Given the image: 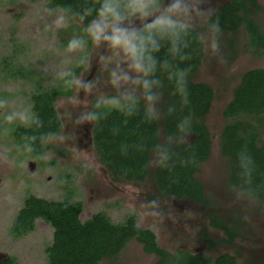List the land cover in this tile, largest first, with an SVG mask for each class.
Here are the masks:
<instances>
[{
    "label": "clouds",
    "instance_id": "9594fccd",
    "mask_svg": "<svg viewBox=\"0 0 264 264\" xmlns=\"http://www.w3.org/2000/svg\"><path fill=\"white\" fill-rule=\"evenodd\" d=\"M218 4L219 0H91L80 11L64 5L43 9L56 14L55 28L75 25L66 45L48 48L51 54L64 55L50 69L64 93V111L57 119L70 121L73 129L90 126L101 131L116 114L120 124L108 129L113 137L130 121L150 129L149 135L121 139L122 156L144 154L146 169L168 173L177 163L182 168L195 166L197 157L189 142L196 131L192 61L220 67L229 62ZM0 109L2 137L13 136L18 127H41L31 105L10 104L7 96H0ZM169 120L172 126L162 130L160 125ZM46 136L39 137L42 143ZM36 140V135L22 137L13 146L11 160L20 155L31 158ZM223 180L246 223L255 226L254 216L264 219V171L246 144L235 151ZM149 203L159 210L156 216L174 211L154 200Z\"/></svg>",
    "mask_w": 264,
    "mask_h": 264
},
{
    "label": "rangeland",
    "instance_id": "374dc122",
    "mask_svg": "<svg viewBox=\"0 0 264 264\" xmlns=\"http://www.w3.org/2000/svg\"><path fill=\"white\" fill-rule=\"evenodd\" d=\"M260 1L264 4V0ZM49 6V0H0V96H7L10 104L32 106L31 95L37 87L33 82L13 80L8 73L12 66H25L41 73L46 87L57 85L50 69L64 55L63 52L51 54L48 48L50 44L66 45L75 25L66 30L55 28L56 14L42 11ZM258 21L264 27V16ZM246 40L244 31L224 33L223 48L229 57L228 64L220 67L214 62L202 61L196 75V81L210 84L216 93L207 117L214 136L213 153L198 176L208 194L219 200V206L213 211L241 228L235 245L217 246L209 255L215 258L229 253L237 257L236 264H264V219L254 216L255 226L249 225L242 219V209L231 202L223 180L229 163L219 147L220 134L227 123L223 111L232 100L234 87L245 71L264 67V55L257 58L245 51ZM63 102L64 96H60L56 103L58 113L64 111ZM2 115L3 109H0V119ZM62 122V132L48 140L49 148L41 159L20 155L13 162V146L18 142L14 135L0 136V255L15 258L17 264H48L46 248L52 244L54 234L50 224L38 220L30 234L22 238L11 234L14 218L29 194L48 200L82 202V221L104 212L113 222L121 223L135 214L138 226L152 229L162 247L170 252L207 250V244L201 239L203 231L216 240L225 238L221 230L210 225L207 210L187 200L160 196L151 176L142 184L114 180L92 148V128L73 129L70 121ZM192 139L191 134L189 141ZM153 200L170 206L174 210L171 216L153 215L159 211L149 203ZM155 261V256L145 253L142 245L133 241L118 258L105 259L101 264H154Z\"/></svg>",
    "mask_w": 264,
    "mask_h": 264
},
{
    "label": "trees",
    "instance_id": "16d2710c",
    "mask_svg": "<svg viewBox=\"0 0 264 264\" xmlns=\"http://www.w3.org/2000/svg\"><path fill=\"white\" fill-rule=\"evenodd\" d=\"M255 0H232L219 13L223 30H237L240 26L251 31L249 51L259 55L264 51V32L249 18L250 4ZM91 0H49L50 6L64 5L74 11H80ZM196 64L192 77V110L196 115L195 138L190 141L194 147L197 164L192 167H180L177 163L172 173L157 171L144 167V154L130 153L127 157L120 154L121 139L135 138L139 135H149L150 129L137 127L136 121L121 125V135L113 137L108 129L115 123L120 124V117L113 114L101 131H92L93 143L101 163L116 178L130 182L143 183L149 176L153 179L161 195L174 196L178 199H189L206 207L214 203L213 197L206 191L196 174L200 166L206 162L212 152V135L207 125V117L216 98L212 86L196 81V75L202 65V60L192 61ZM8 73L13 80H24L37 84L31 95L34 111L41 120L40 129L18 127L15 131L17 142L22 137L36 135L33 142L35 152L32 158L41 159L49 148L46 140L57 135L62 129L61 120L55 102L58 96H63V90L58 85L44 86L41 73L25 66H12ZM227 120L221 133V154L230 161L236 150L246 144L254 154L260 169L264 171V68H257L244 73L239 85L233 91L232 100L223 111ZM173 121L163 122L160 127L166 130ZM47 134L41 142L39 137ZM181 155L184 153L181 150ZM82 202H72L69 199L48 200L34 194L26 196L22 208L14 218L11 234L22 238L35 230L38 220H43L54 229L53 242L46 248L48 264H101L105 259H116L131 241L142 243L144 251L154 253L159 258L155 264H211L212 258L203 254H191L178 251L173 254L161 248L157 236L152 229L137 226L136 216L131 214L121 223H115L104 212L94 214L90 219L82 221ZM212 225L219 226L225 232L229 242L239 234L237 227L225 223L214 213L210 214ZM209 240V238H206ZM5 264H17L11 257ZM213 264H233V258L224 254Z\"/></svg>",
    "mask_w": 264,
    "mask_h": 264
},
{
    "label": "flooded vegetation",
    "instance_id": "af4514ba",
    "mask_svg": "<svg viewBox=\"0 0 264 264\" xmlns=\"http://www.w3.org/2000/svg\"><path fill=\"white\" fill-rule=\"evenodd\" d=\"M232 3V0H219V4H218V9H219V13H220V11L223 9V8H225L227 5H230ZM248 15H249V18H251L252 20H254V23L264 32V27H262V25L259 23V19L261 18V17H263L264 16V4H262L261 3V1L260 0H255V2L254 3H251L250 4V12H248L247 13ZM239 31H244L246 34H247V40H246V42H245V51L247 52V53H249V54H251V55H254V56H256L257 58H259V57H261V56H263L264 55V51H261L260 50V52L261 53H259V55H256V54H254L252 51H249L248 49H249V43H251V31H250V29L248 28V27H245V26H240V28H238L237 30H224V33H227V32H229V33H235V32H239ZM262 68H264V67H262ZM253 69H257V68H252V69H249V70H247V71H245L244 73H246V72H248V71H250V70H253ZM243 73V74H244ZM242 74V75H243ZM241 75V76H242ZM240 81H241V78H240ZM206 83V82H205ZM240 83V82H239ZM208 84V83H207ZM210 85V84H209ZM239 85V84H238ZM237 85V86H238ZM211 86V85H210ZM236 86V87H237ZM236 87H234V89L236 88ZM214 89V88H213ZM215 91V90H214ZM234 91V90H233ZM216 94V93H215ZM232 96H233V92H232ZM60 96H58V98H59ZM58 98H57V100H58ZM57 100H56V102H55V107H56V103H57ZM212 108H213V106H212ZM56 110H57V107H56ZM212 110V109H211ZM58 112V111H57ZM211 112V111H210ZM59 114V113H58ZM210 114V113H209ZM209 116V115H208ZM61 123H62V129H63V122H62V120H61ZM207 125H208V127L210 128V126H209V124H208V122H207ZM62 129H61V131L57 134V135H59L61 132H62ZM223 130V129H222ZM92 131H93V129H92ZM210 131H211V128H210ZM221 133H222V131H221ZM57 135H53V136H51V137H54V136H57ZM211 135H212V151H213V145H214V136H213V133H212V131H211ZM50 137V138H51ZM50 138H48L47 140H46V143L48 142V140L50 139ZM90 141L92 142V148L94 149V151H95V153H96V150H95V148H94V143H93V135H92V133H91V138H90ZM219 141H221V134H220V139H219ZM88 142H89V140H88ZM90 143V142H89ZM48 145V144H47ZM220 148H221V146H219ZM48 150V149H47ZM46 150V151H47ZM45 151V152H46ZM220 152H221V149H220ZM212 153L213 152H211V155H212ZM96 155H97V153H96ZM211 155H210V158H211ZM97 157H98V155H97ZM99 158V157H98ZM209 158V159H210ZM209 159L206 161V162H208L209 161ZM100 160V159H99ZM101 162V161H100ZM206 162H204L201 166H200V169H199V171L197 172V174H196V176H197V178L199 179V181L202 183V185H203V187H204V190L206 191V187H205V185L203 184V182L201 181V179L199 178V173H200V170H201V168H202V166L206 163ZM103 165V164H102ZM104 166V165H103ZM105 167V166H104ZM106 168V167H105ZM106 170H107V168H106ZM108 171V170H107ZM109 172V171H108ZM110 173V172H109ZM111 174V173H110ZM112 175V174H111ZM112 177H113V179L114 180H119V179H123V178H118V179H116L113 175H112ZM124 180H126V179H124ZM127 181V180H126ZM128 182H130V181H128ZM132 183H135V184H142V183H136V182H132ZM157 191H158V189H157ZM206 195H208V196H210L209 194H208V192L206 191ZM158 194L160 195V196H162V197H169V198H172V199H177V200H187V201H190V202H192V203H194L193 201H191V200H189V199H178V198H176V197H174V196H168V195H161L160 193H159V191H158ZM211 197V196H210ZM214 199V203L211 205V206H209V207H206V206H204V205H202V204H196V203H194V204H196V205H199V206H202L205 210H207L208 211V219H209V223H210V225L213 227V228H215V229H218V230H221L222 232H223V234H224V239L223 240H216V239H214L207 231H203V234L201 235V239L207 244V250H205V251H202V252H196V253H192V252H188V251H185V250H177V251H175V252H170V253H173V254H175V253H177L178 251H183V252H187V253H191V254H203L204 256H207V257H210V258H212V263L211 264H213L214 263V261L216 260V258H218V257H220V256H222V255H224V254H222V255H218L217 257H212L211 255H209V251L210 250H213L215 247H217V246H220V245H223V246H233V245H235L236 244V241H237V239L238 238H240V236H241V228L239 227V225H237V224H235V223H233V222H230L229 220H227L226 218H224V217H222V216H220L217 212H215V211H213V210H215V208H217L218 206H219V200H217V198L216 197H214L213 198ZM82 213H83V211H82ZM82 213L80 214V219H81V215H82ZM212 213H214L219 219H221L222 221H224L225 223H228V224H231V225H233V226H235V227H237V229H238V231H239V234L234 238V240H233V242H229L228 241V237L226 236V234H225V232L222 230V228L221 227H219V226H215V225H212V223H211V220H210V214H212ZM135 215V214H134ZM136 216V215H135ZM127 219V218H126ZM125 219V220H126ZM41 220V219H40ZM124 220V221H125ZM136 223H137V226H138V222H137V216H136ZM139 227V226H138ZM156 234V233H155ZM156 236H157V234H156ZM206 238H209V240L208 239H206ZM134 241V240H133ZM133 241H131V242H133ZM137 242V241H136ZM157 242L159 243V240H158V237H157ZM139 243V242H138ZM141 245H142V249H143V251H144V246H143V244L142 243H140ZM159 245L161 246V248H163L162 247V245L159 243ZM128 246V245H127ZM126 246V247H127ZM163 249H165V248H163ZM125 250V249H124ZM165 250H167V249H165ZM168 251V250H167ZM145 252V251H144ZM145 253H147V252H145ZM147 254H152L153 256H155L156 257V261H155V263L157 262V260H158V256L156 255V254H154V253H147ZM225 254H229V253H225ZM230 256H232V258H233V264H236V260H237V257L236 256H234V255H231V254H229ZM11 258V256L9 257V256H6V255H3V254H1L0 255V264H5V262L8 260V259H10ZM154 263V264H155Z\"/></svg>",
    "mask_w": 264,
    "mask_h": 264
},
{
    "label": "water",
    "instance_id": "95a60500",
    "mask_svg": "<svg viewBox=\"0 0 264 264\" xmlns=\"http://www.w3.org/2000/svg\"><path fill=\"white\" fill-rule=\"evenodd\" d=\"M191 134H192V133H191ZM192 136H193V139H194V138H195V135H194V134H192ZM193 139H192V140H193ZM192 140H191V141H192ZM189 142H190V141H189Z\"/></svg>",
    "mask_w": 264,
    "mask_h": 264
}]
</instances>
